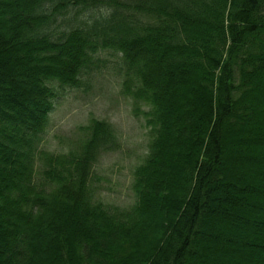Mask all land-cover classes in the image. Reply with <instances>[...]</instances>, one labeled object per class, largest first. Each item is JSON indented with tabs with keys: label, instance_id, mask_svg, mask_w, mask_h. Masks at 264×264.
I'll return each mask as SVG.
<instances>
[{
	"label": "trees",
	"instance_id": "trees-1",
	"mask_svg": "<svg viewBox=\"0 0 264 264\" xmlns=\"http://www.w3.org/2000/svg\"><path fill=\"white\" fill-rule=\"evenodd\" d=\"M102 51L151 137L130 208L94 186L110 124L40 149ZM0 264H264V0H0Z\"/></svg>",
	"mask_w": 264,
	"mask_h": 264
},
{
	"label": "rangeland",
	"instance_id": "rangeland-1",
	"mask_svg": "<svg viewBox=\"0 0 264 264\" xmlns=\"http://www.w3.org/2000/svg\"><path fill=\"white\" fill-rule=\"evenodd\" d=\"M147 22L145 18L141 21ZM98 58L101 69L88 85L67 92L57 103L40 149L53 154L78 150L94 120L110 124L120 148L101 155L94 168V186L106 205L130 208L136 202L134 170L148 154L151 137L144 117L135 115L133 100L123 94L120 54L102 51Z\"/></svg>",
	"mask_w": 264,
	"mask_h": 264
}]
</instances>
